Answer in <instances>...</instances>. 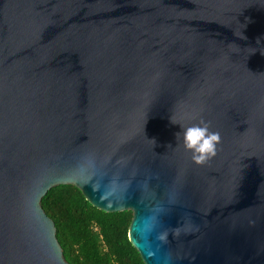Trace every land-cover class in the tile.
<instances>
[{
  "label": "water",
  "instance_id": "water-1",
  "mask_svg": "<svg viewBox=\"0 0 264 264\" xmlns=\"http://www.w3.org/2000/svg\"><path fill=\"white\" fill-rule=\"evenodd\" d=\"M59 185L143 264H264V0H0V264H68Z\"/></svg>",
  "mask_w": 264,
  "mask_h": 264
},
{
  "label": "trees",
  "instance_id": "trees-1",
  "mask_svg": "<svg viewBox=\"0 0 264 264\" xmlns=\"http://www.w3.org/2000/svg\"><path fill=\"white\" fill-rule=\"evenodd\" d=\"M40 204L68 264H143L128 240L130 211H100L72 185L51 188Z\"/></svg>",
  "mask_w": 264,
  "mask_h": 264
},
{
  "label": "clouds",
  "instance_id": "clouds-1",
  "mask_svg": "<svg viewBox=\"0 0 264 264\" xmlns=\"http://www.w3.org/2000/svg\"><path fill=\"white\" fill-rule=\"evenodd\" d=\"M172 123L175 124L174 121ZM176 137L181 138L183 148L192 153V160L196 164H204L213 158L221 142L219 132L211 131L210 125L204 121L184 128Z\"/></svg>",
  "mask_w": 264,
  "mask_h": 264
}]
</instances>
